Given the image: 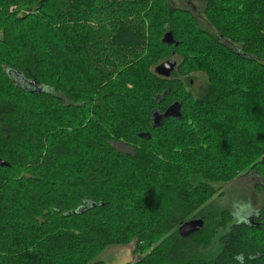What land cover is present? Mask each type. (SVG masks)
Returning a JSON list of instances; mask_svg holds the SVG:
<instances>
[{"label": "trees", "instance_id": "16d2710c", "mask_svg": "<svg viewBox=\"0 0 264 264\" xmlns=\"http://www.w3.org/2000/svg\"><path fill=\"white\" fill-rule=\"evenodd\" d=\"M202 1L212 32L169 0H0V264H264V206H206L244 172L264 194V0Z\"/></svg>", "mask_w": 264, "mask_h": 264}, {"label": "rangeland", "instance_id": "374dc122", "mask_svg": "<svg viewBox=\"0 0 264 264\" xmlns=\"http://www.w3.org/2000/svg\"><path fill=\"white\" fill-rule=\"evenodd\" d=\"M169 2L173 8H182L191 12L196 18L199 26H202L203 28L212 32V29L208 26L204 19V3L202 0H169ZM107 23H105V25ZM107 36L108 35H105L104 37L105 42L107 41ZM196 76L200 78L198 85L204 82V76L200 74H197ZM78 137L79 136L75 138ZM69 138L72 139V137ZM113 145L118 151L130 152V149L125 144L113 143ZM258 181L259 180L255 175L244 172L240 173L227 184L215 186L218 188L216 193L210 197L206 203L208 213L210 215H218L221 211L228 210L232 213L234 222H248L251 214H254L258 209L264 206V194L259 193L255 189ZM134 243L135 242L133 241L124 247H104L94 257L93 263L96 261H101L104 264H134L151 249V247H149L148 249L142 251L141 254L133 255Z\"/></svg>", "mask_w": 264, "mask_h": 264}, {"label": "water", "instance_id": "95a60500", "mask_svg": "<svg viewBox=\"0 0 264 264\" xmlns=\"http://www.w3.org/2000/svg\"><path fill=\"white\" fill-rule=\"evenodd\" d=\"M162 41L170 45L173 43V38L171 33H165ZM176 67V62L174 59L167 60L157 67H155L154 72L157 76L168 78L173 73L174 69ZM168 118H174L178 119L180 118V106L177 103L172 104L169 106L162 114L155 113L153 114V126L157 127L160 126L164 119ZM0 165L3 166L4 164L0 162ZM254 214H251V217L249 218V222L252 220ZM204 221L202 218L193 219L190 221H187L183 223L179 228L177 229V234L185 239L187 237L192 236L193 234H196L200 232L203 228Z\"/></svg>", "mask_w": 264, "mask_h": 264}]
</instances>
